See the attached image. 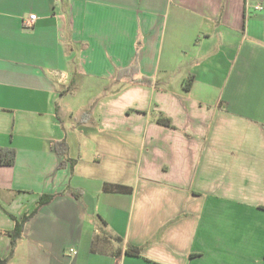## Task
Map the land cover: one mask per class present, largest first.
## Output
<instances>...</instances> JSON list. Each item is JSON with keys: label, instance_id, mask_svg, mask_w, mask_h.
I'll list each match as a JSON object with an SVG mask.
<instances>
[{"label": "crops", "instance_id": "1", "mask_svg": "<svg viewBox=\"0 0 264 264\" xmlns=\"http://www.w3.org/2000/svg\"><path fill=\"white\" fill-rule=\"evenodd\" d=\"M1 150L0 264H264V0H0Z\"/></svg>", "mask_w": 264, "mask_h": 264}, {"label": "trees", "instance_id": "2", "mask_svg": "<svg viewBox=\"0 0 264 264\" xmlns=\"http://www.w3.org/2000/svg\"><path fill=\"white\" fill-rule=\"evenodd\" d=\"M116 80L117 81L123 80L127 83L136 84V85H144V86H151L152 85L151 79L143 77V76H139L138 69L136 67L119 71L117 73ZM190 83H191V79H189L188 86L190 85ZM157 122L162 126L170 127L169 120L162 117V116H160L157 119ZM58 147H62L63 149H61V152L64 154L66 153V148H65L63 143L55 144L56 150H58ZM0 164L4 165V166H11L13 164V155L11 157L7 158V157H5V152L1 150L0 151ZM116 189H117V191H120L124 188L117 187ZM26 221H27V219H22L21 225L19 226V228H18V225L15 223L14 230H12L11 232H7L8 235L13 236L12 247L14 246V243L16 242V240L20 238L21 231L23 229V225ZM131 252L133 255H136L138 253V249L137 248H131ZM1 264H4V263H1Z\"/></svg>", "mask_w": 264, "mask_h": 264}, {"label": "built area", "instance_id": "3", "mask_svg": "<svg viewBox=\"0 0 264 264\" xmlns=\"http://www.w3.org/2000/svg\"><path fill=\"white\" fill-rule=\"evenodd\" d=\"M249 7L250 6L247 4V8H249ZM252 8L254 11H262L263 10V6L260 3L252 6ZM35 20H36V16L30 15L26 20L23 21V27L27 28V29L32 28ZM70 254L75 255V252L73 250H70Z\"/></svg>", "mask_w": 264, "mask_h": 264}]
</instances>
